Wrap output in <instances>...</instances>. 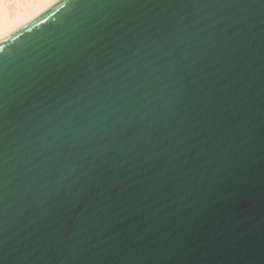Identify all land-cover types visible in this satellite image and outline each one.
I'll list each match as a JSON object with an SVG mask.
<instances>
[{
	"label": "water",
	"instance_id": "1",
	"mask_svg": "<svg viewBox=\"0 0 264 264\" xmlns=\"http://www.w3.org/2000/svg\"><path fill=\"white\" fill-rule=\"evenodd\" d=\"M99 4L0 39V264H264V0Z\"/></svg>",
	"mask_w": 264,
	"mask_h": 264
},
{
	"label": "snow or ice",
	"instance_id": "2",
	"mask_svg": "<svg viewBox=\"0 0 264 264\" xmlns=\"http://www.w3.org/2000/svg\"><path fill=\"white\" fill-rule=\"evenodd\" d=\"M33 0H0V15L7 12L11 14L13 7H19L21 5H26L32 3ZM72 6L80 11L84 10L83 18L79 19V32L73 33L71 37L67 38V41L59 48H56V53L54 58L50 61L52 67L47 68L46 71L51 73L50 79L59 78L60 82H63L65 78H71L78 70H80L83 60L81 59L82 49H76L78 41H82L88 35V31L85 30V24L90 16L95 12V9L99 7H105L106 5L99 4V0H71ZM52 45H50L51 47ZM7 66H5V71ZM31 73H29L30 75ZM2 86V85H0ZM97 173L93 171L90 173L91 176H95ZM78 198L90 197L89 189L87 184L81 185L77 190ZM46 215H49V209H42ZM60 219V217H58ZM91 219L90 212L87 210L82 211V214L78 218V222L86 223Z\"/></svg>",
	"mask_w": 264,
	"mask_h": 264
},
{
	"label": "bare ground",
	"instance_id": "3",
	"mask_svg": "<svg viewBox=\"0 0 264 264\" xmlns=\"http://www.w3.org/2000/svg\"><path fill=\"white\" fill-rule=\"evenodd\" d=\"M55 0H33L32 3L13 7L11 14L0 15V39L14 28L47 8Z\"/></svg>",
	"mask_w": 264,
	"mask_h": 264
}]
</instances>
